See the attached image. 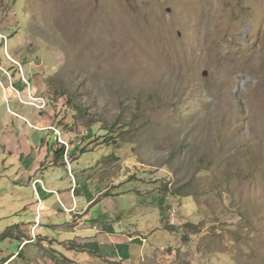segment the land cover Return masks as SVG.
<instances>
[{
    "label": "rangeland",
    "instance_id": "obj_1",
    "mask_svg": "<svg viewBox=\"0 0 264 264\" xmlns=\"http://www.w3.org/2000/svg\"><path fill=\"white\" fill-rule=\"evenodd\" d=\"M4 20V64L33 67L46 102L25 114L75 144L74 181L106 213L156 219L133 264H264V0H0ZM29 238L27 264H99Z\"/></svg>",
    "mask_w": 264,
    "mask_h": 264
},
{
    "label": "crops",
    "instance_id": "obj_2",
    "mask_svg": "<svg viewBox=\"0 0 264 264\" xmlns=\"http://www.w3.org/2000/svg\"><path fill=\"white\" fill-rule=\"evenodd\" d=\"M6 23L5 20L0 22V34L5 35L6 40L1 35L0 37L10 62L14 58L8 49V36L3 32V29L10 27ZM4 62L5 59L0 53V66L3 68L0 70V101L6 102L7 105L6 112L0 108V236L5 235L0 239V264L6 261H9L8 264H27L24 249L33 239L28 238L36 235L55 239L53 242L60 249L54 248L78 262L93 258L99 260V264L111 261L133 264L136 256L146 247V238L140 234H143L145 229L156 230L158 226L153 227L158 225L155 223L156 219H149L147 212H139L136 215L137 223L132 224L131 220L116 216L113 210L109 209L110 214L105 212L103 202L98 197V194L102 193L101 189L93 196L84 183L74 181L73 185L68 187L64 182L61 185L55 183L56 166L64 165V174L67 173L66 168L68 173L70 172L64 159L65 144L58 141L57 134L49 128L51 124L46 119L40 124L31 123L24 109V105H30L22 102L29 98V92L39 97V81L35 80L33 67L28 76L21 65V80L18 81ZM23 76L29 81V87ZM11 85H14L19 93ZM12 101L19 102V110L10 107ZM71 146L73 148L69 147L71 150H68V155L75 149L74 143ZM38 178L43 180V184H38L35 188L32 182ZM61 187L63 188L60 190ZM8 188L12 192H7ZM23 189L32 192L31 197L22 196ZM52 195L57 196L51 200ZM37 196L41 199L39 207L42 227L33 233L32 227L39 203ZM138 196L141 198L139 203L144 202L145 195H141L139 191ZM105 199L110 201L112 198ZM44 216L53 218L50 226L54 227V231L67 230L72 233L67 232L55 237L43 232L45 226H48L42 222ZM63 219L65 223H61ZM130 225L137 229L135 233L127 232L130 229L126 227ZM38 230L41 232L36 234ZM147 236L148 241L157 237L153 231Z\"/></svg>",
    "mask_w": 264,
    "mask_h": 264
},
{
    "label": "built area",
    "instance_id": "obj_3",
    "mask_svg": "<svg viewBox=\"0 0 264 264\" xmlns=\"http://www.w3.org/2000/svg\"><path fill=\"white\" fill-rule=\"evenodd\" d=\"M1 35V37L3 38V39H5L6 40V36L5 35H2V34H0ZM3 68L0 66V70H2ZM23 80H24V82L27 84V86L29 87L30 86V83H29V81L23 76ZM12 86V88L15 90V91H17V93H19V90L14 86V85H11ZM22 100V99H21ZM22 102H24V103H26V104H29V105H32V106H34V107H36V108H44L45 106H46V102H45V98H43V97H37V96H34L33 94H31L30 92H29V99H27V100H22ZM55 129V128H54ZM55 130H57V129H55ZM58 131V130H57ZM58 135H60V133H59V131H58ZM60 141L63 143V144H65V147H66V151H65V154H64V157H65V162L67 163V165H68V169H69V171H70V173H71V175H72V177H73V181H74V174H73V170H72V166H71V162H70V160H69V158H68V150H69V143L66 141V140H63L62 138H60ZM32 184H33V186L36 188V186L38 185V184H43V180L42 179H35L33 182H32ZM72 190H74V187L72 188ZM37 199H38V207H37V215H36V220H35V222H34V225H33V227H32V231H33V233L35 232V230L37 229V228H41L42 226H41V223H40V218H41V215H40V207H39V204L41 203V199H40V197L39 196H37ZM9 263V261H6L4 264H8Z\"/></svg>",
    "mask_w": 264,
    "mask_h": 264
},
{
    "label": "trees",
    "instance_id": "obj_4",
    "mask_svg": "<svg viewBox=\"0 0 264 264\" xmlns=\"http://www.w3.org/2000/svg\"><path fill=\"white\" fill-rule=\"evenodd\" d=\"M3 236H5V235H4V234H3V235H1V236H0V239H1Z\"/></svg>",
    "mask_w": 264,
    "mask_h": 264
}]
</instances>
